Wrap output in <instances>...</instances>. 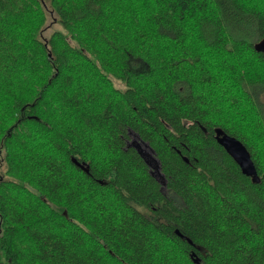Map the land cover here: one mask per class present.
<instances>
[{
  "label": "trees",
  "instance_id": "1",
  "mask_svg": "<svg viewBox=\"0 0 264 264\" xmlns=\"http://www.w3.org/2000/svg\"><path fill=\"white\" fill-rule=\"evenodd\" d=\"M263 36L264 0H0V264H264Z\"/></svg>",
  "mask_w": 264,
  "mask_h": 264
},
{
  "label": "water",
  "instance_id": "2",
  "mask_svg": "<svg viewBox=\"0 0 264 264\" xmlns=\"http://www.w3.org/2000/svg\"><path fill=\"white\" fill-rule=\"evenodd\" d=\"M256 51L264 54V36L253 44ZM214 138L220 144L228 155L238 164L243 174L251 177L253 182H259L260 177L257 174L254 162L246 146L236 137L227 134L220 127L214 128ZM187 160L186 158H184Z\"/></svg>",
  "mask_w": 264,
  "mask_h": 264
},
{
  "label": "rangeland",
  "instance_id": "3",
  "mask_svg": "<svg viewBox=\"0 0 264 264\" xmlns=\"http://www.w3.org/2000/svg\"><path fill=\"white\" fill-rule=\"evenodd\" d=\"M47 27L44 29V31H43V34L44 35H46L49 31H50V29H52V28H55V27H57L58 26V24L57 23H54V22H47V25H46ZM129 138H128V143H134V142H137V144H139V145H137L138 146V148L140 149V150H142L143 152H144V156L146 157V158H148L149 159V162H150V165H149V168H150V171L152 172V174L153 175H156L157 177H158V175H161V172H160V170H159V165H158V163H156V161L155 160H150V157L151 156H153L154 157V155H153V153H152V151L146 146V144L145 143H143V142H141L137 137H136V135L132 132V131H129ZM148 153V154H147ZM154 159H155V157H154ZM157 160V159H156ZM156 165V166H155ZM158 179V178H157Z\"/></svg>",
  "mask_w": 264,
  "mask_h": 264
},
{
  "label": "bare ground",
  "instance_id": "4",
  "mask_svg": "<svg viewBox=\"0 0 264 264\" xmlns=\"http://www.w3.org/2000/svg\"><path fill=\"white\" fill-rule=\"evenodd\" d=\"M145 144H146V146L152 151V153H153V149L152 148H150L149 147V145L145 142ZM138 151H139V153L141 154V156L144 158V160L147 162V164L148 165H150V162H149V159L148 158H146L145 156H144V152L142 151V150H140V149H138ZM250 153V152H249ZM148 154V153H147ZM251 156V155H250ZM155 157V156H154ZM154 157L153 156H151L150 157V160H155L156 161V163H157V160H156V158L154 159ZM184 157V156H183ZM252 159V158H251ZM156 166V165H155ZM151 172V171H150ZM258 174V173H257ZM259 175V174H258ZM248 176V175H247ZM260 177V176H259ZM250 179H251V177H250ZM252 181V180H251Z\"/></svg>",
  "mask_w": 264,
  "mask_h": 264
},
{
  "label": "flooded vegetation",
  "instance_id": "5",
  "mask_svg": "<svg viewBox=\"0 0 264 264\" xmlns=\"http://www.w3.org/2000/svg\"><path fill=\"white\" fill-rule=\"evenodd\" d=\"M158 178L161 180V182H164V176H163V174L158 175Z\"/></svg>",
  "mask_w": 264,
  "mask_h": 264
}]
</instances>
